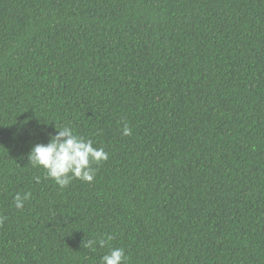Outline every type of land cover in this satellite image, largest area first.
Returning a JSON list of instances; mask_svg holds the SVG:
<instances>
[{
	"label": "trees",
	"instance_id": "trees-1",
	"mask_svg": "<svg viewBox=\"0 0 264 264\" xmlns=\"http://www.w3.org/2000/svg\"><path fill=\"white\" fill-rule=\"evenodd\" d=\"M55 125L93 182L30 164ZM0 217V264H264V0H0Z\"/></svg>",
	"mask_w": 264,
	"mask_h": 264
},
{
	"label": "clouds",
	"instance_id": "clouds-1",
	"mask_svg": "<svg viewBox=\"0 0 264 264\" xmlns=\"http://www.w3.org/2000/svg\"><path fill=\"white\" fill-rule=\"evenodd\" d=\"M49 134L47 143H36L28 154L30 164L35 168H43L45 177L54 180L61 189L67 187L74 179L91 183L95 179L98 165L109 158L103 147L94 146V141L74 132L69 125L58 127ZM124 136L132 135V129L127 123L123 126ZM39 182L40 177H35ZM31 192L17 193L14 203L17 209H23L25 201L29 200ZM3 223V217H0ZM111 239V237H108ZM106 246L104 238L89 239L83 242V247L95 250ZM128 257L124 248H110L109 252L101 257V264H126Z\"/></svg>",
	"mask_w": 264,
	"mask_h": 264
}]
</instances>
